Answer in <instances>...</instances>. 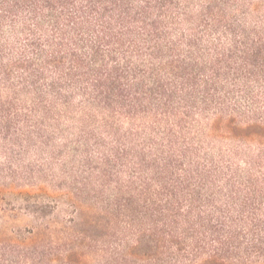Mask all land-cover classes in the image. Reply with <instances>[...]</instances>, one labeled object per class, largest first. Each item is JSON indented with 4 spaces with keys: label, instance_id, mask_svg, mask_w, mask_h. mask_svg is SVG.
I'll list each match as a JSON object with an SVG mask.
<instances>
[{
    "label": "trees",
    "instance_id": "16d2710c",
    "mask_svg": "<svg viewBox=\"0 0 264 264\" xmlns=\"http://www.w3.org/2000/svg\"><path fill=\"white\" fill-rule=\"evenodd\" d=\"M46 183L0 264H264V0H0V187Z\"/></svg>",
    "mask_w": 264,
    "mask_h": 264
},
{
    "label": "rangeland",
    "instance_id": "374dc122",
    "mask_svg": "<svg viewBox=\"0 0 264 264\" xmlns=\"http://www.w3.org/2000/svg\"><path fill=\"white\" fill-rule=\"evenodd\" d=\"M42 190L31 188L28 185H20L13 188L0 187V237L5 233L10 234L11 230L31 228L36 225L32 211L36 207L52 211L48 205L53 206L54 201H65L64 191L56 195L50 186L42 184ZM57 212L58 217L65 219L68 214L64 212V205L60 204ZM63 212H62V211Z\"/></svg>",
    "mask_w": 264,
    "mask_h": 264
}]
</instances>
